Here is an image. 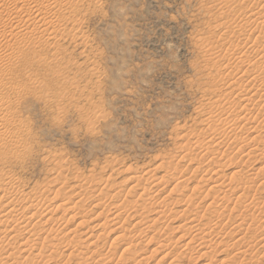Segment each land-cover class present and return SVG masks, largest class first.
<instances>
[{
  "label": "rangeland",
  "instance_id": "obj_1",
  "mask_svg": "<svg viewBox=\"0 0 264 264\" xmlns=\"http://www.w3.org/2000/svg\"><path fill=\"white\" fill-rule=\"evenodd\" d=\"M3 4L7 9L0 3V24L10 19L32 29L34 22L27 24L26 20L30 9L24 11L22 4L15 5L16 8L12 0H4ZM258 5V0H79L74 9H64L67 17L74 16V12L78 22L64 27L66 36L57 38L61 54H54L50 45L43 48L35 44L36 40H30L23 42L24 46L21 44L23 50L33 41L25 52L17 51L12 56L14 53L7 50L6 42L12 39L7 32L0 31V101L6 102L0 107L3 110L0 125L5 120L9 124L6 130L0 126V178L12 179L25 194L50 190L43 215L60 219L53 228L50 224L38 227L39 222L28 227L42 237L52 233L55 240L51 238L49 242L56 244L57 249H49L46 244L47 251H41L44 257L31 262L21 252L20 243L35 235L22 234L6 249L12 256L5 259L3 254L4 262L102 264L108 258V264L112 256L109 264H264V213L261 214L264 211V109L250 108L254 112L250 126L255 122L256 132L236 130L235 136H231L228 131V137H223L224 145L232 144L233 153L221 156L210 152L206 156V150L192 148L206 130L225 128L231 120L223 119V125L215 122L218 126L201 124L214 102L224 103L226 98L227 103L240 105L239 87L231 85L233 75L245 70L255 72L262 62L260 56L264 57V53L255 55L250 49L261 26L248 27L247 33L236 27L245 16L256 13ZM14 42L10 44L13 46ZM241 55L246 59L251 57L252 61L256 58L257 65L248 68L250 64L247 67L239 60L244 58ZM241 121L239 125L246 123ZM183 138H187L189 145ZM256 147L261 152H256ZM242 151L251 158H242ZM256 154H262L261 158ZM209 165L210 169L219 170L216 181L226 180L227 184L232 179L227 184L229 187L219 188L214 182L206 184ZM148 173L151 179H147ZM76 183L88 192L82 201L80 198L81 204L74 196ZM211 187L213 191L209 190ZM100 193L111 197L116 193V197L105 198ZM66 199L68 207L63 205ZM74 201L79 210L74 207L67 212L66 207L73 206L69 202ZM65 210L64 215L69 217L62 219ZM215 213H223L225 221L220 226L206 227L208 218ZM72 215L78 218L69 220ZM112 216L117 226L126 230L116 231L118 227L112 226ZM102 221L109 228H100ZM194 222L199 226L198 232L203 233L201 236H205L203 242L194 237L197 230L193 228ZM65 234H70L69 239ZM67 240L73 241L71 247L67 248L70 245ZM51 252L54 254L50 255ZM79 253L84 254L82 259L86 257V261L80 259ZM88 256L92 260H87ZM123 256L128 258L122 262Z\"/></svg>",
  "mask_w": 264,
  "mask_h": 264
},
{
  "label": "bare ground",
  "instance_id": "obj_2",
  "mask_svg": "<svg viewBox=\"0 0 264 264\" xmlns=\"http://www.w3.org/2000/svg\"><path fill=\"white\" fill-rule=\"evenodd\" d=\"M2 2H0V3H2V5H3V7H5L4 6V4H3V2H4V0H1ZM13 1V5L15 6V5H17V4H22V7L23 8H21V9H23L24 11L26 10V8L27 9H30L31 11L30 12H27L26 13V20H27V24H29V23H31V22H34V24H33V27H32V29H30V28H27V25L26 24H24V23H16V22H13V21H10V19H9V21L8 20H5L2 24H0V31H3L4 33L5 32H7L8 34H9V37L12 39V40H10V41H7L6 40V42H8V44H9V46L7 47L8 49V51H10L11 53V55L12 56H14L15 54H16V52L17 51H24L25 49H28V47L32 44V42L34 41V40H36V43L35 44H38L40 47H46L47 45H50L53 49H54V54H59L60 53V51H61V45H60V43L58 42V40H57V38L58 37H62L63 38V35H65L64 33H63V29H64V27H66L67 25H69V24H72V25H74L75 26V24L78 22L77 21V19L74 17L75 16V14H74V12L72 13V15H74V16H69V17H67L66 16V14L64 15V9L65 8H67V9H74L75 7L74 6H76V4H77V2L79 1V0H54L53 1V3H48V2H50V1H47V5L44 3L45 2V0H44V2L42 1V0H12ZM42 1V2H41ZM259 1V10H257V12L256 13H254V14H252V15H250V16H245L246 18H244L242 21H241V23H240V25L239 26H236V27H238V28H241V29H244L243 31H245L246 32V30H247V28L248 27H253V26H258V27H260L261 28V30H259L258 32H259V35L257 34V37H255L256 38V41L255 42H253L252 43V46L250 47V49L252 48V51H254V54L255 55H261L262 53H264V20L262 19L263 17H264V0H258ZM10 2H11V0H10ZM227 2V1H226ZM228 2H230V1H228ZM249 2V1H248ZM7 3H8V1H7ZM6 3V4H7ZM238 3V2H237ZM221 4V3H220ZM234 4H236V3H234ZM243 4V3H242ZM258 4V3H257ZM1 5V6H2ZM8 5H9V3H8ZM7 5V6H8ZM99 5V4H98ZM227 5H229L228 3H227ZM0 6V7H1ZM226 6V5H225ZM231 6V5H230ZM236 6V5H235ZM2 7V8H3ZM16 7V6H15ZM29 7V8H28ZM77 7V6H76ZM241 7V6H240ZM17 8V7H16ZM230 8V7H229ZM5 9H7L6 7H5ZM18 9H19V7H18ZM66 9V10H67ZM13 10V9H12ZM11 10V11H12ZM20 10V9H19ZM76 10V9H75ZM24 11H23V13H24ZM29 11V10H28ZM22 12V11H21ZM249 12V11H248ZM23 13H21V14H23ZM10 14V13H9ZM25 16V15H24ZM52 16V17H51ZM54 16V17H53ZM232 16V15H231ZM3 19V18H2ZM14 19V18H13ZM23 20V19H22ZM43 20V21H42ZM241 20V19H240ZM263 20V21H262ZM38 21V23H40V22H43L42 23V25L41 26H37V24L38 23H35V22H37ZM20 22H22V21H20ZM231 22V21H230ZM229 22V23H230ZM26 23V22H25ZM29 26V25H28ZM74 26H72V28L74 27ZM232 26V25H231ZM263 26V27H262ZM230 27V26H229ZM227 28V27H226ZM232 28V27H231ZM228 29V28H227ZM225 30V31H228V30ZM234 29V28H233ZM233 29H231L232 31H233ZM252 29V28H251ZM254 29V28H253ZM70 31H71V29H69ZM76 30H78V29H76ZM235 30V29H234ZM250 30V29H249ZM258 30V29H257ZM69 31V32H70ZM230 31V30H229ZM241 31V30H240ZM242 31V32H243ZM248 31V30H247ZM234 32V31H233ZM62 33V34H61ZM70 33H72V32H70ZM224 33V32H223ZM239 33V32H238ZM247 33V32H246ZM6 34V33H5ZM5 34L3 35V36H5ZM8 34H7V36H8ZM222 34V33H221ZM245 34V33H244ZM72 35H74V34H72ZM235 35V34H234ZM233 35V36H234ZM242 35H243V33H242ZM6 36V37H7ZM66 36V35H65ZM64 36V37H65ZM215 36V35H214ZM224 36H226L227 37V34L226 35H224ZM240 36V35H239ZM238 36V37H239ZM244 36H246V34L244 35ZM67 37L68 38H70L69 36H68V32H67ZM66 37V38H67ZM73 37H75V36H73ZM237 37V38H238ZM3 38H5V37H3ZM45 38V39H44ZM80 38V37H79ZM228 38V37H227ZM241 38V37H240ZM244 38V37H243ZM242 38V39H243ZM248 38H251V36L249 37L248 36ZM65 39V38H64ZM76 39V38H75ZM244 39H246V38H244ZM5 40V39H4ZM13 40L15 41L14 42V45L12 46L10 43H12L13 42ZM30 40H33L32 42H31V44L26 48L25 47V49H23V50H21V48H24V47H21V44L24 46V44L25 43H23V42H25V41H27V43H28V41H30ZM246 40H249V39H246ZM60 41V40H59ZM85 41V40H84ZM234 41V40H233ZM251 41H252V39H251ZM1 43V42H0ZM3 43H5V42H3ZM26 43V44H27ZM50 43H52V44H50ZM71 43V42H70ZM87 44V43H86ZM229 44V43H228ZM243 44V43H242ZM245 44V43H244ZM247 44V43H246ZM34 45V44H33ZM240 45V44H239ZM238 45V46H239ZM247 45H249V44H247ZM6 46H7V43H6V45H5V48H6ZM35 46V45H34ZM236 46V45H235ZM237 46V48L239 49V47ZM241 46V45H240ZM250 46V45H249ZM2 47V46H1ZM18 49H17V48ZM33 47V46H32ZM36 47H37V45H36ZM48 47V46H47ZM20 48V49H19ZM35 48V47H34ZM33 48V49H34ZM236 48V47H235ZM30 49V48H29ZM32 49V50H33ZM47 49V48H46ZM32 50H29L30 52L32 51ZM44 50V49H43ZM42 50V51H43ZM63 50V49H62ZM211 50V49H210ZM209 50V51H210ZM41 51V50H40ZM25 52V51H24ZM28 52V51H27ZM248 52V51H247ZM37 53V52H36ZM10 54H8L9 56H11ZM17 54H18V52H17ZM25 54V53H24ZM23 54V55H24ZM28 54V53H27ZM61 54V53H60ZM20 55H22V54H20ZM20 55H19V58H20ZM26 55V54H25ZM37 55V54H36ZM35 55V56H36ZM231 55V54H230ZM254 55V56H255ZM11 56V57H12ZM243 55H241V57H242ZM246 56H247V54H246ZM249 56V55H248ZM23 57V56H22ZM244 57V56H243ZM257 57V56H256ZM261 58H260V60H262V62L261 63H259L258 64V66H257V70L255 71V72H253L252 71V73H250L249 71L248 72H246V70L245 71H243V73L241 72V73H237V74H235V75H233V77H232V81H231V85H236L237 87H239L238 88V95H237V98H238V96L240 97L241 96V98H238V100L240 101V105H238V104H236L237 106H239L238 108H236L237 106L235 105V106H233V105H231L230 103H227L226 101H227V99L225 98H223L224 100L222 101V102H224V103H220V102H218V100H217V102H214V105H212L213 106V108L210 110V113L209 114H207V119L205 118L202 122H201V124L202 125H204L205 123L204 122H206L208 125L209 124H211V123H215V122H219L218 124H220V123H222V125L224 124L223 122H224V120H228L229 118L231 119L230 121H228L227 123H226V125H224L225 126V128H219V129H217V130H211V129H208V130H206V132H204L203 134H202V136L198 139H196V143L194 144V147L192 146V148H193V150L194 151H198V150H200V149H202V150H206V156L210 153V152H214V153H217V154H221V156H224V155H227V154H229L230 152H232V148H231V146H232V144H231V146H226V144L224 145V143H223V137L225 138V137H228V136H226V135H228V131L232 134H230L231 136H235V134H234V132L236 131V130H239V131H252L253 133H254V131H255V127L257 126H255V122H253L254 124V126H250L251 125V123H252V121H251V118H250V116H251V114L252 113H254L253 112V110H251V109H254V111H255V109H258L259 111L260 110H263L264 109V57L261 55L260 56ZM16 58H17V56H16ZM27 58V57H26ZM59 58V57H58ZM231 58H232V56H231ZM237 58V57H236ZM238 58H240V56L238 57ZM238 58H237V60H238ZM248 58V57H247ZM251 58V57H250ZM246 59L245 57L244 58H240L239 60L242 62V64L243 63H246V65L245 66H247L248 67V65H249V67L248 68H250V67H255L257 64V62L258 61H256V58H254L255 59V61H252L251 59ZM253 58V57H252ZM11 59V58H10ZM15 59V57L13 58V60ZM20 59H22V58H20ZM63 59V58H62ZM233 59V58H232ZM235 59V58H234ZM243 59H246V60H243ZM19 60V59H18ZM54 60V59H53ZM238 60V61H239ZM243 60V61H242ZM11 61V60H10ZM24 61V60H23ZM232 61V60H231ZM238 62L239 64H241V62ZM52 62V61H51ZM251 62H252V64H251ZM2 63V62H1ZM3 64V63H2ZM241 64V65H242ZM256 64V65H255ZM12 66V65H11ZM47 66V65H46ZM239 66V65H238ZM223 67V66H222ZM252 67V68H253ZM58 68V67H57ZM241 68V67H240ZM248 68H246L247 70H248ZM251 68V69H252ZM14 69V68H13ZM50 69V68H49ZM228 69V68H227ZM96 70V69H95ZM222 70V69H221ZM0 71H1V66H0ZM94 71V70H93ZM219 71V70H218ZM228 71V70H227ZM230 71V70H229ZM228 71V72H229ZM242 71V70H241ZM2 72V71H1ZM10 72V71H9ZM54 72V71H53ZM221 72V71H220ZM234 72V71H233ZM68 73V72H67ZM213 73V72H212ZM222 73V75L224 76V73L223 72H221ZM227 73V72H226ZM225 73V75H228V74H226ZM215 74H216V72H215ZM218 74H220V73H218ZM218 74H216V75H218ZM216 75H214V76H216ZM222 75H220V76H222ZM231 75V74H230ZM210 76V75H209ZM62 77V76H61ZM212 77V76H211ZM6 78V77H5ZM227 78V77H226ZM31 79V78H30ZM31 81V80H30ZM226 81V80H225ZM34 82L36 83V81H35V79H34ZM224 83V82H223ZM102 84V83H101ZM230 84V83H229ZM38 85H40V84H38ZM44 85V84H43ZM61 87V86H60ZM76 87V86H75ZM94 88V87H93ZM226 88V87H225ZM234 88V87H233ZM236 88V87H235ZM235 88H234V90H235ZM256 89V90H255ZM15 90V89H14ZM25 90V89H24ZM237 90V89H236ZM235 90V91H236ZM255 90V91H254ZM23 91V90H22ZM24 92V91H23ZM29 92V91H28ZM33 92V91H32ZM242 92H246L244 95H243V93ZM247 92H250L249 94L247 93ZM20 93H21V91H20ZM38 93V92H37ZM15 94V93H14ZM227 94H228V92H227ZM227 94H225V95H227ZM34 95V94H33ZM45 95V94H44ZM225 95H223V96H225ZM46 96V95H45ZM4 97V96H3ZM39 97V96H38ZM226 97V96H225ZM1 98V97H0ZM221 98V99H222ZM229 98V97H228ZM86 99V98H85ZM221 99H219V100H221ZM8 100V99H7ZM7 100H4V101H7ZM237 100V102H239ZM258 100V102L259 103H256L255 104V102ZM3 101V100H2ZM11 102V101H10ZM4 103V102H3ZM1 101H0V107L2 106V104H3ZM6 103V102H5ZM4 103V104H5ZM233 103V102H232ZM3 107V106H2ZM1 107V108H2ZM4 108H5V106H4ZM251 108V109H250ZM6 110V109H5ZM1 111H3L2 109H1ZM0 111V112H1ZM95 111V110H94ZM203 111V110H202ZM262 112V111H261ZM61 113V112H60ZM252 116H254V115H252ZM255 117V116H254ZM253 117V118H254ZM250 118V119H249ZM253 118H252V120H253ZM256 118V117H255ZM224 119V120H223ZM264 119V118H263ZM262 119V120H263ZM2 120V119H1ZM5 120V119H4ZM241 120H243V121H245L246 120V123H244L243 125L242 124H240L239 125V123H240V121ZM257 120H259V119H257ZM256 119H255V121H257ZM3 121V120H2ZM5 121H7V120H5ZM1 122V127L3 128L2 130H4L5 128H8L7 126L9 125L7 122ZM243 121H241V122H243ZM258 122V121H257ZM259 122H260V120H259ZM11 123V122H10ZM200 124V123H199ZM206 124V125H207ZM218 124H214V125H217L218 126ZM257 124V123H256ZM261 125H263L262 124V122L260 123ZM242 125V126H241ZM261 125H259L258 124V126H260L261 127ZM19 126V125H18ZM210 126V125H209ZM250 126V127H249ZM221 127V126H220ZM254 127V128H253ZM260 127L258 128V129H260ZM17 128V127H16ZM27 128V127H26ZM210 128V127H209ZM263 128H264V125H263ZM0 130H1V128H0ZM2 130L0 131V132H2ZM6 130V129H5ZM256 132V131H255ZM4 133V132H3ZM184 135V134H183ZM201 135V134H200ZM199 135V136H200ZM1 136V135H0ZM188 136V135H187ZM181 137H185V136H181ZM189 137V136H188ZM238 137V136H237ZM236 137V138H237ZM229 138H230V136H229ZM240 138V137H239ZM260 138V137H259ZM262 138V137H261ZM264 138V137H263ZM6 139V138H5ZM182 139V138H181ZM187 140V138H183V140L184 141H186ZM3 140V139H2ZM7 140V139H6ZM22 140V139H21ZM200 140H202V141H200ZM240 140V139H239ZM239 140L238 139H236L235 141H238L239 142ZM12 141V140H11ZM20 141V140H19ZM250 141V140H249ZM191 142H194V141H191L190 140V143ZM231 142H233V141H231ZM14 143V142H13ZM185 143V142H184ZM20 144V143H19ZM258 144H260V143H258ZM9 145V144H8ZM186 145H189V143L187 144V141H186ZM191 145V144H190ZM22 146V145H21ZM259 146V145H258ZM10 147H11V145H10ZM191 147V146H190ZM237 147V146H236ZM257 148V147H256ZM256 148H254V150H256V152H257V150L258 151H260L258 148L256 149ZM260 148V147H259ZM13 149V148H12ZM261 149V148H260ZM192 150V149H191ZM239 150V149H238ZM244 150V149H243ZM253 150V149H252ZM234 151V150H233ZM254 151H252V153H253ZM261 152V151H260ZM14 153V152H13ZM233 153V152H232ZM231 153V154H232ZM249 153V152H248ZM252 153H250V154H252ZM255 154V153H254ZM260 154V153H259ZM259 154L257 155L258 157H260L259 156ZM17 155V154H16ZM19 155V154H18ZM240 155L242 156V158H251V156L250 155H248L247 153L245 154V151H242L241 153H240ZM239 155V156H240ZM196 156H198V155H196ZM240 156V157H241ZM254 156V155H253ZM263 156V158H264V154L262 155ZM17 158V157H16ZM15 158V159H16ZM238 158V157H237ZM249 158V159H250ZM261 158V157H260ZM248 159V160H249ZM208 161H209V159H208ZM212 161V160H211ZM210 161V162H211ZM191 162V161H190ZM240 162V161H239ZM249 162V161H248ZM192 163V162H191ZM248 164V163H247ZM189 165H191V164H189ZM188 165V166H189ZM210 165L207 167L208 169H206L207 170V173H208V175H206L207 176V178H206V181H208L206 184L208 185L210 182H214V183H216V187H225L226 188V186L227 187H229L227 184H229V182L232 180L231 178V180L226 184V180L225 181H216V179H217V177L219 176V173H218V171L219 170H215V169H210ZM242 167V166H241ZM239 168V167H238ZM188 169V168H187ZM156 170V169H155ZM151 171V170H150ZM243 171V170H242ZM239 172V171H238ZM150 173V172H149ZM149 173L148 174H146L147 175V177H149L148 175H149ZM235 173V172H234ZM241 173V172H240ZM264 173V172H263ZM212 174V175H211ZM2 175V174H1ZM214 175V176H213ZM234 175V174H233ZM248 175V174H247ZM4 176H6V175H4ZM249 176V175H248ZM92 177V176H91ZM152 177H153V175H152ZM156 177V176H155ZM154 177V178H155ZM234 177V176H233ZM242 177V176H241ZM81 178H83V177H81ZM137 178V177H136ZM135 178V179H136ZM144 178V177H143ZM158 178H160V177H158ZM216 178V179H215ZM76 179H80V177L78 178V177H76ZM95 179H96V177H95ZM138 179V178H137ZM146 179V178H145ZM144 179V180H145ZM147 179H151L150 177L149 178H147ZM147 179L145 180V181H147ZM161 180L160 181H162V182H164L165 180H164V178L162 177V178H160ZM203 179V178H202ZM247 179V178H246ZM83 180V179H82ZM84 180H86V179H84ZM88 180V179H87ZM140 180V179H139ZM153 180V179H152ZM155 180H157V179H155ZM159 180V179H158ZM81 181V180H80ZM90 181V180H89ZM87 182L88 183V185H89V183L90 182ZM93 181H95L94 179H93ZM92 181V182H93ZM102 181V180H101ZM105 181V180H104ZM106 181H108V180H106ZM142 181V180H141ZM150 181V180H149ZM160 181H159V183H160ZM236 181V180H235ZM242 181V180H241ZM76 182H78V180H76ZM139 182V181H138ZM151 182V181H150ZM154 181H152L151 183H153ZM236 182H238V180L236 181ZM240 182V181H239ZM100 183V182H99ZM103 183V182H102ZM105 183H107V182H105ZM105 183H104V185H105ZM134 183V182H133ZM143 183V182H142ZM243 183V182H242ZM257 183V182H256ZM255 183V184H256ZM80 184H81V182H80ZM96 184V183H95ZM94 184V185H95ZM158 184V183H157ZM179 184V183H178ZM211 184V183H210ZM239 184V183H238ZM247 184V183H246ZM79 185V184H78ZM82 185V184H81ZM81 185H79V186H77V183H76V186H77V188H75V189H73V191H74V196L76 197V198H78L77 199V201H78V204H79V202H80V198H81V201L83 200L82 199V197L84 198V196L88 193V192H86L87 191V188L85 187H83V186H81ZM88 185H86L87 187H88ZM93 185V186H94ZM102 185V184H101ZM155 185V184H154ZM164 185H165V183H164ZM230 185V184H229ZM17 186H19V185H17ZM62 186V185H61ZM65 186H67V185H65ZM75 185H74V187H76ZM85 186V185H84ZM92 186V187H93ZM107 187H109V185H106ZM139 186V185H138ZM175 186H177V185H175ZM179 186L180 185H178V188H179ZM210 186V185H209ZM239 186V185H238ZM244 186H246L245 184H244ZM91 187V186H90ZM105 187V186H104ZM106 187V188H107ZM236 187V186H235ZM234 187V189H236ZM243 187V186H242ZM248 187V186H247ZM26 188V187H25ZM175 188V187H174ZM177 188V189H178ZM208 188V187H207ZM251 188V187H250ZM33 189H34V187H33ZM61 189V188H60ZM109 189V188H108ZM212 189V187L209 189V190H211ZM35 190V189H34ZM173 190V189H172ZM176 190V189H175ZM231 190V189H230ZM229 190V191H230ZM85 191V192H84ZM178 191V190H177ZM211 191H213V189L211 190ZM236 191V190H235ZM72 192V191H71ZM83 192L85 193V194H83ZM171 192V191H170ZM179 192V191H178ZM51 193V191L50 190H43V191H39V192H33L32 194H25V192L24 191H22L21 189H20V187H16V184H14V181L12 180V179H10V178H0V227H3V226H5V228L4 229H1V230H3V232L0 230V234H2L3 235V237L1 236L0 237V264H8V263H6V262H4V257H3V254H6L5 255V259H7V258H9L10 259V257L12 256L9 252H6V249L9 247V249H10V246L11 245H13V243H14V241L16 242V239L18 238V237H20V236H22V234L23 235H27L28 234V236L29 235H31V233H32V235H35V237H31L30 238V236L29 237H27V239H26V241H25V243H20L21 244V246L23 247L22 248V253H24V254H26L25 256V258L26 259H29L31 262L33 261V262H35V260L36 259H38L39 257H41V256H43L42 254V252L41 251H43L44 253H45V251H44V249H46L47 248V245L46 244H48V247H49V249L50 248H53V249H57V247L53 244V243H51V242H49V241H52V239H53V237L54 236H52L51 237V234H49L48 236L46 235V237H42V236H40L39 235V233H38V231L35 233V231H31V229L29 230L28 229V227H30L31 226V224L30 223H33L34 224V226H35V224L36 223H38V227H40V225H44V227L45 226H47L48 224H50L51 226H52V228L53 227H56V226H58L57 224L60 222L59 220L60 219H54L53 218V216L51 215H49V214H47V212H46V214L47 215H43V212H42V210H43V208H44V202H45V198L47 197V196H50L49 194ZM57 193H58V190H57ZM98 193V192H97ZM96 193V194H97ZM234 193V192H233ZM101 194V193H100ZM116 194V193H115ZM114 194V195H115ZM231 194V193H230ZM239 194V193H238ZM255 194V193H254ZM253 194V195H254ZM84 195V196H83ZM99 195V194H98ZM102 195V197L103 196H105V195H107V194H101ZM110 196V195H108V196H105V198L106 197H108V198H113V197H116V196ZM243 195V194H242ZM219 196V195H218ZM250 196V195H249ZM91 197V196H90ZM95 197V196H94ZM99 197V196H98ZM226 197V196H225ZM254 197V196H253ZM96 198V197H95ZM224 198V197H223ZM241 198H243L242 196H241ZM240 198V199H241ZM87 199H89V198H87ZM230 199V198H229ZM244 199V198H243ZM247 199V198H246ZM65 200V199H64ZM67 200L68 199H66V202L65 203H63V205L64 206H67L68 205V203H67ZM101 200H103L104 201V198L103 199H100V200H98L99 201V203H100V201ZM143 200V199H142ZM217 200V199H216ZM221 200V199H220ZM238 200V199H237ZM242 200V199H241ZM248 200V199H247ZM70 201V200H69ZM243 201V200H242ZM25 202V204H22V203H24ZM75 202V203H74ZM73 203H71V202H69V205L70 204H72L73 206H71V207H69V208H67L66 207V210H67V212H68V210L70 211L71 209H73L74 207H76L77 205H76V201H74ZM145 202V201H144ZM244 202V201H243ZM248 202V201H247ZM67 203V204H66ZM99 203H97V204H99ZM80 204H81V202H80ZM155 204V203H154ZM246 204V203H245ZM247 204H249V203H247ZM76 205V206H75ZM101 205V204H100ZM123 205V204H122ZM130 204H128V206H129ZM241 205V204H240ZM250 205V204H249ZM61 206H62V204H61ZM63 206V207H64ZM95 206H96V208H98V205H96L95 204ZM246 206V205H245ZM256 206V205H255ZM18 207H24L21 211H18L17 210V208ZM62 207V209L64 210V208ZM118 207V206H117ZM126 207V206H125ZM240 207V206H239ZM58 208H60V205L58 206ZM78 207H76L75 209H77ZM127 208V207H126ZM2 209V210H1ZM82 209V208H81ZM80 209V210H81ZM263 209V208H262ZM66 210L64 211L65 213H62L63 215L64 214H66ZM78 210H79V208H78ZM243 210V209H242ZM245 210H246V208H245ZM264 210V209H263ZM22 211H23V213H22ZM59 211V210H58ZM60 211H61V208H60ZM147 211V210H146ZM249 211V210H248ZM21 212V213H20ZM24 212H28V214H24ZM56 212H57V210H56ZM61 212H63V211H61ZM72 212H74V211H72ZM79 213H80V211H78ZM77 212V213H78ZM227 212V211H226ZM250 212V211H249ZM257 212V211H256ZM259 212H261V211H259ZM49 213V212H48ZM116 213V212H115ZM114 213V214H115ZM144 213V212H143ZM211 213H214V211L213 212H211ZM224 213V212H223ZM223 213H220V214H218V213H215L212 217L210 216L209 218H208V221L206 222V224H205V226L206 227H210L211 225H212V227H214V226H220V225H222V223H223V221L222 220H224L225 221V219H226V217L224 216V218H223ZM243 213V212H242ZM262 213H264V211L263 212H261V214ZM51 214V213H50ZM75 214V213H74ZM73 214V215H74ZM82 214V213H81ZM104 214V213H103ZM118 214V213H117ZM145 214V213H144ZM246 214V213H245ZM251 214H252V212H251ZM260 213H259V215H261ZM71 216L70 218H69V220L70 219H72V220H75L74 218H78V216L80 217L81 215L79 214H77L78 216L77 217H74V216H76V214L74 215V216ZM136 215V214H135ZM210 215V214H209ZM243 215H244V213H243ZM256 215V214H255ZM48 216V217H47ZM50 216V217H49ZM60 216H62V215H60ZM100 216V215H99ZM104 216H106L105 214H104ZM109 216V215H108ZM107 216V217H108ZM143 216H145V215H143ZM250 216H253L252 218H254V214H252V215H250ZM65 217H69V216H63L62 217V219L64 218L65 219ZM142 217V216H141ZM247 217V216H246ZM100 218V217H99ZM109 218V217H108ZM113 220H112V224H114V225H112V226H117V222L115 221V218H113V216L111 217ZM145 218V217H144ZM143 218V219H144ZM45 220V221H42V220ZM61 219V220H62ZM110 219V218H109ZM37 221V222H33V221ZM106 220V219H105ZM108 220V219H107ZM160 220V219H159ZM194 220V219H193ZM254 220H256V219H254ZM59 221V222H58ZM111 221V220H110ZM192 221V220H191ZM190 221V222H191ZM252 221V220H251ZM259 221H260V219H259ZM44 224H43V223ZM103 222V221H102ZM108 222V221H107ZM231 221H229V223H230ZM245 222H246V220H245ZM244 222V223H245ZM257 222V221H256ZM104 224H102L103 226H100L99 225V227L101 228V227H104V226H106V228H109V225L107 226L106 224H105V222H103ZM195 223L196 222H194V227L193 228H197V230H195L196 231V233H195V236L194 237H196L197 238V236H198V238L201 240V242H203L204 240H205V236L203 237V235L201 236V234H203V233H200V231L198 232V230H199V226H198V224H196L195 225ZM247 223V222H246ZM245 223V224H246ZM255 223V222H254ZM26 224V225H25ZM29 224V226H27ZM85 223H82V225H84ZM116 224V225H115ZM141 224V223H140ZM239 224V223H238ZM244 224V225H245ZM248 224V223H247ZM250 224V223H249ZM214 225V226H213ZM241 225V224H240ZM243 225V224H242ZM256 225V224H255ZM123 226V225H122ZM237 226V225H236ZM239 226V225H238ZM50 226H48V228H49ZM118 227V226H117ZM204 227V226H203ZM59 227H57V229H58ZM121 228L122 227H118L117 229L118 230H116V231H119V229L121 230ZM124 228H125V225H124ZM211 228V227H210ZM237 228V227H236ZM206 229V228H205ZM204 229V230H205ZM213 229V228H212ZM239 229V228H238ZM242 229V228H241ZM35 230V229H34ZM45 231H46V229H44ZM104 230H105V227H104ZM115 230H113V232H116ZM123 230H126V228L125 229H122L121 231L123 232ZM240 230V229H239ZM40 231V230H39ZM44 231V232H45ZM51 231H52V229H51ZM56 231V230H55ZM112 231V230H111ZM110 231V232H111ZM41 232H43L42 231V229H41ZM41 232H40V234H41ZM53 232H54V230H53ZM56 232H58V231H56ZM70 232H73V231H70ZM105 232V231H104ZM112 232V233H113ZM212 232V231H211ZM61 233V232H60ZM106 233V232H105ZM209 233V232H208ZM54 234V233H53ZM62 234V233H61ZM60 234V235H61ZM74 234H76L75 232H74ZM73 234V235H74ZM200 234V235H199ZM206 234H207V232H206ZM211 234V233H210ZM224 234V233H223ZM56 235H57V233H56ZM55 235V237H57ZM66 236H68V235H70V234H65ZM64 235V236H65ZM72 235V236H73ZM104 235V234H103ZM204 235H205V233H204ZM208 235V234H207ZM206 235V236H207ZM263 235V234H262ZM63 236V235H62ZM64 236H63V238H64ZM100 236V235H99ZM102 236V235H101ZM59 237V236H58ZM58 237L56 238V239H58ZM222 237V236H221ZM33 238V239H32ZM48 238H50L49 240H48ZM52 238V239H51ZM62 238V239H63ZM66 238V237H65ZM117 238V237H116ZM114 239V241H116L117 239ZM118 238H123V236H118ZM263 238V237H262ZM3 239H5V240H3ZM68 239H69V236H68ZM72 240H74L73 238H71ZM213 239V238H212ZM243 239V238H242ZM241 239V240H242ZM19 240V239H18ZM53 240H55V238L53 239ZM61 240V239H60ZM59 240V241H60ZM66 240V239H65ZM98 240H99V237H98ZM264 240V239H263ZM23 241H24V239H23ZM57 241V240H56ZM69 242V244L70 245H67V243L66 242ZM67 241H65V243H66V245H67V248H68V246L69 247H71V243L70 242H73V241H71V240H67ZM114 241H112L114 244H116ZM210 241H211V239H210ZM54 242V241H53ZM64 242V241H63ZM216 242V241H215ZM75 243V242H74ZM77 243V242H76ZM211 243V242H210ZM214 243V242H213ZM24 244V245H23ZM112 244V243H111ZM200 244V243H199ZM198 244V245H199ZM255 244V243H254ZM73 245V244H72ZM93 245H95L96 246V244H93ZM104 245V244H103ZM107 245V244H106ZM113 245V244H112ZM218 245V244H217ZM56 248H55V247ZM189 246V245H188ZM210 246V245H209ZM252 246V245H251ZM73 248V247H72ZM204 248V247H203ZM203 248L201 249L202 251H204L203 250ZM48 249V250H49ZM71 249V248H70ZM252 249V248H251ZM75 250V249H74ZM18 251V250H17ZM46 251H47V249H46ZM240 251H241V249H240ZM36 252H38L39 254H36ZM71 252V251H70ZM59 253V252H58ZM84 253V252H83ZM83 253H79L78 255L80 256L81 255V258L80 259H82V257H83V255L85 254H83ZM128 253H129V250H128ZM209 253H210V251H209ZM240 253H243L242 251L240 252ZM245 253V252H244ZM19 254H20V252H19ZM54 254V253H53ZM52 254V252H51V254L50 255H53ZM57 254V253H56ZM98 254V253H97ZM97 254H95V255H97ZM109 254V253H108ZM124 254V253H123ZM131 254H132V252H131ZM11 255V256H10ZM58 255V254H57ZM128 255V254H127ZM136 255V254H135ZM135 255H133L132 254V256H135ZM244 255V254H243ZM15 256V255H14ZM49 256V255H48ZM48 256H47V258H48ZM105 255H103L102 257H103V259L104 258H106V257H104ZM111 256V255H110ZM116 256V255H115ZM125 256H126V254H125ZM129 256H130V253H129ZM137 256V255H136ZM135 256V257H136ZM204 256H205V253H204ZM3 257V258H2ZM44 257V256H43ZM42 257V258H43ZM51 257V256H50ZM49 257V258H50ZM71 257V256H70ZM75 257H76V255H75ZM90 256H88V258H89ZM99 257V256H98ZM124 257V256H123ZM13 258V257H12ZM11 258V259H12ZM21 258V257H20ZM72 258V257H71ZM85 259L83 260V261H86V257H84ZM87 258V260H90L91 258H89L88 259ZM101 257H99L98 259H100ZM110 258H112V256L111 257H109V263H112V262H110L111 261V259ZM125 258H128V257H124L123 258V260H122V262L123 261H125L124 259ZM45 259V258H44ZM80 259H79V261H80ZM107 259L108 258H106V263L105 262H103L102 261V258H101V261L104 263V264H107ZM131 259V258H130ZM129 259V260H130ZM16 260V259H15ZM42 261H43V259H41ZM81 260V261H82ZM92 260V259H91ZM127 260V259H126ZM132 260H134L135 261V259L133 258ZM143 260V259H142ZM254 260V259H253ZM14 261V260H13ZM24 261H25V259H24ZM27 261V260H26ZM139 262H140V260H138ZM256 261V260H255ZM18 262V261H17ZM41 262V261H40ZM93 262V261H92ZM94 262H95V260H94ZM128 262V261H127ZM137 262V261H136ZM249 262V261H248ZM79 263V262H78ZM83 262H81V263H79V264H82ZM102 263V264H103ZM108 263V264H109ZM260 263V262H259ZM11 264V263H10ZM84 264V263H83ZM85 264H86V262H85ZM99 264H101V263H99ZM125 264V263H124ZM140 264V263H139ZM241 264V263H240ZM247 264V263H246ZM253 264V263H252ZM255 264V263H254Z\"/></svg>",
  "mask_w": 264,
  "mask_h": 264
}]
</instances>
